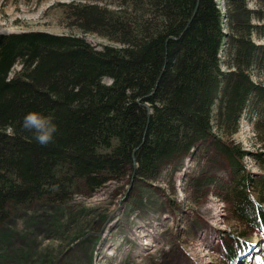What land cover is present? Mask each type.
<instances>
[{
	"label": "trees",
	"instance_id": "16d2710c",
	"mask_svg": "<svg viewBox=\"0 0 264 264\" xmlns=\"http://www.w3.org/2000/svg\"><path fill=\"white\" fill-rule=\"evenodd\" d=\"M256 1L250 8L225 0L224 12L218 0L74 11L120 47L45 31L0 33V226L16 207L66 203L129 172L155 179L166 163L213 147L235 176L219 186L223 200L245 226L223 238L224 262H235L251 243L246 233L264 231V80L254 78L264 79V0ZM30 110L54 118L53 141L38 144L21 127ZM242 116L262 150L227 140ZM248 154L263 172L246 168Z\"/></svg>",
	"mask_w": 264,
	"mask_h": 264
},
{
	"label": "rangeland",
	"instance_id": "374dc122",
	"mask_svg": "<svg viewBox=\"0 0 264 264\" xmlns=\"http://www.w3.org/2000/svg\"><path fill=\"white\" fill-rule=\"evenodd\" d=\"M218 1L224 12L225 0ZM248 4L259 6L256 0ZM93 5L117 10L130 7L131 0H0V33L45 31L83 37L97 49L120 47L91 30L87 15L74 12ZM253 137L243 118L227 140L251 152L262 150ZM244 162L251 173L263 172L251 154ZM232 172L226 157L199 146L166 163L155 179L129 172L90 194L76 193L66 203L16 207L0 226V264H226L223 238L245 227L219 187L232 181ZM253 232L246 235L254 237ZM255 255L256 264L259 256L264 262V252Z\"/></svg>",
	"mask_w": 264,
	"mask_h": 264
},
{
	"label": "clouds",
	"instance_id": "9594fccd",
	"mask_svg": "<svg viewBox=\"0 0 264 264\" xmlns=\"http://www.w3.org/2000/svg\"><path fill=\"white\" fill-rule=\"evenodd\" d=\"M21 127L32 133L38 144L45 145L53 141L58 129L54 118L39 110H30L23 116Z\"/></svg>",
	"mask_w": 264,
	"mask_h": 264
},
{
	"label": "bare ground",
	"instance_id": "6f19581e",
	"mask_svg": "<svg viewBox=\"0 0 264 264\" xmlns=\"http://www.w3.org/2000/svg\"><path fill=\"white\" fill-rule=\"evenodd\" d=\"M219 2V1H218ZM77 3V2H76ZM222 7V6H221ZM255 78V77H254ZM258 78V77H257ZM261 78V77H260ZM254 171V170H253ZM145 236V235H144ZM147 241V240H146Z\"/></svg>",
	"mask_w": 264,
	"mask_h": 264
}]
</instances>
